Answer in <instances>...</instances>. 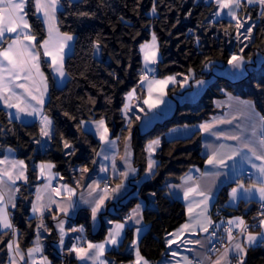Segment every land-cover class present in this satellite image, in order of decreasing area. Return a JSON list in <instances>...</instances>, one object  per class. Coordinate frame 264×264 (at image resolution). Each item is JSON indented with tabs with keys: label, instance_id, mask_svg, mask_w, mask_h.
Segmentation results:
<instances>
[{
	"label": "trees",
	"instance_id": "1",
	"mask_svg": "<svg viewBox=\"0 0 264 264\" xmlns=\"http://www.w3.org/2000/svg\"><path fill=\"white\" fill-rule=\"evenodd\" d=\"M153 3L154 0H87V3L80 4L65 2L64 8L58 11V26L61 31L74 35V46L65 61L68 79L61 87L54 84L47 63L42 61L50 84L44 113L54 123L51 141L45 149L39 146L40 125L37 121L20 123L10 120L0 108V153L6 147L14 148L17 156L24 160L27 170V182L19 185L15 207L11 212V221L18 231L19 245L23 249L31 246L36 237V220L30 213L33 192L39 183L36 164L53 162L58 174L66 180L71 178L77 167L92 168L100 143L92 133L80 126L81 121L92 117L103 118L113 136L126 135L122 107L125 94L140 82V45L144 41L149 40L153 33L158 38V76L183 73L192 80L203 79L211 74L212 66L225 65L231 55L237 53L235 24L227 19H215L216 6L213 2L155 0L157 12L152 14ZM26 11L37 42L42 41L45 31L41 19L33 14V6L27 7ZM81 11L94 15L81 17L78 14ZM245 14L251 17L250 23L255 27L242 55L253 57L259 52L264 56V16H261L258 5H244L239 15L242 17ZM96 40L101 44L99 57L93 48ZM176 87H170L169 92L177 90ZM226 93L253 101L256 109L264 115V67L250 72L238 82L217 76L196 103H178L171 116L146 132H138L137 121L133 117L132 146L136 166L140 171L144 169L145 144L159 136L162 139L156 154L158 164L152 179L140 184L136 195L120 205L111 214V219H122L138 199L147 200L149 193H155L151 199L156 216L162 218L170 214L172 201L167 194L166 184L177 182L190 166H202L205 156L199 131L188 137L170 139L165 137V133L171 127L192 125L209 118L216 112L214 100L224 97ZM139 94L142 95V92L139 91ZM65 140L72 145L71 149L63 147ZM70 151L72 155L67 154ZM228 187H222L215 203L226 205ZM255 205L231 208V215L243 214L247 217L255 211ZM179 216L180 211L176 213V218ZM74 221L84 223L91 240L103 238L108 228L103 221L98 232L91 234L90 217L86 210L81 211ZM47 222L52 228L49 217ZM250 230L258 231L259 227L251 226ZM11 236V232L0 233V264L7 262L6 245ZM151 238L150 232L143 234L139 251L148 260H158L163 255V248L155 245ZM131 239L132 231L127 230L121 247L124 248ZM56 240L54 231L45 240L44 254L51 264H74L73 259L56 251L53 247ZM245 264H264V246L249 248Z\"/></svg>",
	"mask_w": 264,
	"mask_h": 264
},
{
	"label": "snow or ice",
	"instance_id": "2",
	"mask_svg": "<svg viewBox=\"0 0 264 264\" xmlns=\"http://www.w3.org/2000/svg\"><path fill=\"white\" fill-rule=\"evenodd\" d=\"M65 2L67 4H80L87 3V0H0V42L7 43V47H4L3 43H0V101H3L6 108L15 109L14 119L16 120H21L24 116L38 117L41 125L40 133L42 136L48 138L52 136V121L47 115L43 114L44 97L47 93L48 85L47 77L41 71V55L51 58L50 66L53 72L63 81L68 75L65 69V49L70 48L69 42L74 39L73 35L67 32H61L57 25V12L64 8ZM245 3L247 5H258L261 16H264V0H215V4L218 8L215 15L219 16L222 12L227 10V16L236 21L235 28L237 30V40H239L241 35L240 29L245 28V23H247V21L244 23L241 22L237 16V10L244 7ZM29 6L35 8V13L33 14L42 15L43 22L47 26V38L39 42H37V36L32 31V26L27 18L28 12L26 8ZM156 12L157 7L154 0L151 13L155 14ZM78 14L81 17L94 15V13L85 11H81ZM248 19H251V17L249 16ZM121 20H123V17H121ZM254 27L255 25L245 28V39H251ZM9 34L15 35L10 38ZM246 46L247 45H245V47ZM100 47L101 44L99 40L93 42V48L96 53H99ZM41 48L43 49V53L39 51ZM140 52L142 53L144 64L143 68L140 70V81L142 84L144 82L148 84V98L144 100V104L148 105V108L151 110L158 107V105L163 102L159 98L155 100L152 99L153 86L157 87L162 96L164 94L163 87L168 83H176L177 81L175 76L156 79L155 76L152 75L156 70L153 66L160 60L159 44L155 33L152 34L150 42H145L140 45ZM240 52L243 53V48L240 49ZM228 64L242 74L245 66V57L233 53L228 59ZM189 78V76H185L183 83H187ZM196 83L203 84L204 81L197 80ZM181 86H183V84H181ZM257 86L259 87V85ZM17 89H22L23 91L18 92ZM134 96L135 89L127 94L126 99L130 100ZM229 99H235L238 104L244 106L249 123L244 128L237 125L236 127L240 129V131L234 133L213 131V129L216 124H231L233 120L236 119L235 116H233L232 119H216L212 123H204L199 126L202 131L212 132V135L216 136L218 139L223 137L226 140L237 142L235 146L220 144L218 147L213 148L206 163L211 165L214 169H217V171L204 172L201 173V176H211L215 178L224 174L220 172L219 169L231 167L235 170V163L229 166L227 161L235 160L236 157H240L242 161L250 163L252 168L257 170L260 182L257 183L254 181L247 186L238 182L237 186L231 189L230 201L235 202L238 199L250 200L253 198L254 194H258L260 201L264 202V115L256 111L253 101H243L238 97L233 98L231 96ZM229 106L231 107V105ZM122 111L127 115V112L130 111V105L125 103ZM136 119H140V117L137 116ZM84 123L85 122L81 121L80 126L83 127ZM88 123L94 125L95 133L99 136L101 142L108 145L115 143V141L109 139V128L106 126L103 118ZM130 138L131 133L129 132V137L126 139L125 155L121 158L125 161L126 170L120 172V176L124 179L128 177L129 173H134L136 171L129 161L130 152L128 151L127 142ZM159 144L160 140L157 138L150 141L147 145L149 158L146 172L148 174H154L153 168L156 166V161L152 159V155ZM63 147L65 149H71L72 145L65 140ZM8 151L11 152L13 150L8 149ZM67 154L72 155L73 153L70 151ZM104 158L108 159V156L105 155ZM253 158L256 161H260V164L254 163ZM4 164H9L11 167L0 168V229L10 230L12 235L15 236L17 230L9 218L7 204L10 203L12 207H15L13 203L14 193L19 191V189L14 188V185L17 180H26V166L23 160H9L7 156H5L3 160H0V165ZM54 167L55 165L50 162L47 164L42 163L40 165L41 175L45 174V169L50 171ZM113 169L115 170L114 157ZM102 170L106 171V169ZM81 171L87 172L88 169L83 168ZM184 179L187 185L183 186L184 199L189 200L190 197H198L199 199L195 200L194 203H189L188 214L190 223H185L177 232L169 234L173 237L167 241L169 245L180 241V238L185 232H192L195 234L198 229L201 232L207 233L209 228L213 226V221L207 214L208 206L212 199V187H202L200 183L194 180L190 175H186ZM188 182L191 183L188 184ZM214 182L215 180L213 179V184ZM48 187H50V180L49 183L45 185V188ZM123 187L124 184L122 179L114 188L109 189V187L105 185L103 194L98 197H93V192L96 188H99V184L93 182V184L88 186V195L92 198H85L84 195L81 194L80 202L90 205L91 217L95 220L97 213L103 206L104 201L109 197V194L115 196ZM63 189L68 195L65 197V203L59 205V210L67 215L70 209L78 207L79 202L73 201L72 199L75 189L68 185H63ZM5 190H7L8 193L7 203H5ZM53 191L57 190L53 189ZM57 194L60 193L57 192ZM152 195H155V193H152ZM40 200L41 197L38 195V203L33 204L32 211L33 213L41 214V221L37 225V229L44 228L47 230L42 218L43 210L47 205L39 203ZM50 202L55 203V201ZM139 207L138 205L137 209L133 210L134 216L129 217V219L135 218L137 224H140ZM195 209L200 210L197 212ZM260 216L261 218L258 222L259 231L255 232L250 230V226L241 217L228 220V227L224 229L227 233V244L224 245L222 249H212V251L216 252L215 259H212L210 256H202L199 261L194 262L192 259L185 256L183 257L184 264H233V261H235V264H245V257L249 248L253 246H264V212H261ZM233 226L239 230L238 235L234 234ZM57 228L60 233L59 244L63 246L65 235L63 220L58 221ZM123 228L124 224H116L115 228L108 232L103 242H88L86 247L73 244L71 248L68 249V252L75 253L77 260L82 262L91 261V264H106V261L101 259L106 251V246H116L120 243L119 238ZM83 230V226L71 229L73 232L81 233ZM140 231L141 229L137 228L138 234ZM3 234H7V232ZM213 235H215V233H213ZM240 237H243V240H241ZM78 239H83V237H79ZM184 243L204 247V244L200 240H189L184 241ZM133 245H136L135 241H133ZM6 247L10 254L9 264H19V261H25V254L21 251L18 242L10 240ZM41 252L42 246L38 235L35 245L27 250L28 259L25 261V264H29V262L30 264H48L47 257L42 256L40 260L35 259V254ZM172 255L175 256L176 253L173 252ZM133 264H148V261L141 256L138 248L136 251V259ZM177 264H179V262H177Z\"/></svg>",
	"mask_w": 264,
	"mask_h": 264
},
{
	"label": "crops",
	"instance_id": "3",
	"mask_svg": "<svg viewBox=\"0 0 264 264\" xmlns=\"http://www.w3.org/2000/svg\"><path fill=\"white\" fill-rule=\"evenodd\" d=\"M204 1L206 2L210 1L215 4V0H204ZM245 5L251 6V5H247L246 3ZM215 6H216V12H217L218 11L217 5L215 4ZM240 9L237 10V16L241 20V22L244 23L246 20H249L248 15L245 14L242 17H240L239 15ZM34 11H35V8H34ZM226 11L227 10L222 12L219 16L215 15V19H227V20L234 22L235 24L236 21L228 17L226 14ZM36 15L42 21L44 31H45V37H44L45 39L47 38V26L43 22L42 15L40 14H36ZM57 25H58V15H57ZM14 35L15 34H9L10 38ZM9 42H10V39H9ZM0 43H3V42H0ZM69 44H70V48L65 49V53H66L65 61H66L67 56L73 51L74 39L70 41ZM3 46L7 47V43H4ZM246 47H245V44H242V45L238 44V50L236 54L242 55V53L240 52V49L243 48L244 50ZM39 51L43 53L42 48L39 49ZM142 59H143V56H142ZM43 60L47 63V66L53 78L54 84L58 87L63 86L68 79V75L66 76V78H64L63 81H61V79L58 76H56V74L53 72L52 67L50 66L51 58L44 57L43 55H41V71L44 73L46 77H47V74L44 71L43 64H42ZM262 67H264V56H262L261 53L259 52H256L253 57H245V66L242 71V74H240L238 70L233 69L232 66L228 64V62L225 65L217 64V65L212 66L211 74L208 77L203 78V79H198V80L204 81L203 84H197L196 83L197 80L195 81L193 80L191 88L187 90L188 82L185 83V85L183 86L184 95L177 97L176 104L174 105L172 103L170 108L160 115L159 119H157L156 121H153V123H151L150 125H145L143 121H138L136 119L138 132H141V133L146 132L150 128H152L156 123H159L161 120L165 119L166 117L171 116L175 112V109L178 103L183 104V103L197 102L200 99L203 92L205 91V89L207 88V86H209L212 82H214L217 76H223L232 82H238L246 78L250 72L254 70L256 71L261 70ZM142 68H143V64H142ZM47 85H48V89L44 97L45 102L43 105L44 115H46L44 113V106L48 99L49 88H50L48 77H47ZM141 85L143 86L145 84L141 83ZM136 87H137L136 88L137 92H139V89H138L139 84ZM17 91L22 92L23 90L17 89ZM230 96L233 98L238 97L240 100H243V101L249 100L246 98H242L240 96L226 93L224 97L214 100L216 112L212 114L209 118L201 122H198L196 124H192V125L174 126L166 131L165 137L169 139L177 138V137H188L192 135L194 132L199 131L201 134L202 152L205 156V161L202 166H197V165L190 166L185 172L182 173V175H180L177 182H169L166 184L167 194L172 201V208H171L170 214L162 218H158L156 216V209L151 199L152 193H149L147 195L148 196L147 200L140 198L136 201V203L128 210L127 216L124 215L123 218L120 220L111 219V214L115 213L117 209L120 208V205L124 204L129 197L136 195L137 187L140 184L151 180L152 177L154 176L156 167L158 164L156 154L160 147L162 138L158 136L146 142L145 144V152H146L145 167L142 171H140L134 161V150L132 146V138H133V133H134V128L132 126V122H133L132 119L134 117L133 114H129V111H128L127 115H125V113L122 111V115L125 119L126 126H127V133L124 137L113 136L109 130V139L115 141V143L111 145L104 144L103 142H101L99 139V136L95 133L94 125L88 123L90 121H95L99 119L91 118V119L83 120V122L85 123L82 129L84 131L92 133L98 139L100 143L98 151L94 159L93 167L87 168L88 169L87 172L81 171V169L85 167H77L75 170V173L71 176V178L69 180H66L58 174L55 167L52 168L50 171L48 169H45V174L41 175L40 165L42 163L47 164L49 162L54 164L53 162L42 161L36 164L39 183L36 185L34 189L33 197H32L31 204H30V213L36 220V237L32 245L27 248L23 249L19 245L21 251L25 254V261H27L28 259L27 250L35 245L38 235H39L40 243L42 246V252L36 253L35 259L40 260L42 256L47 257L44 254L45 240L47 236L51 233V231H54L56 233L57 240L53 243V247L56 249L58 253L66 256V258L68 259H73L74 264H91V261L82 262V261L77 260L75 253H69L68 249L71 248V246L73 244H76L77 242H81L79 246H83V247H86L88 242L101 243L107 237L108 232L114 229L116 224H121V223L124 224V228L119 238L120 243L116 246L107 245L104 256L101 257V259L106 261V264H133V262L136 259L137 248L139 250V247H138L139 241L141 237L143 236V234L146 232L151 233L152 235L151 241L155 245H159L163 248V255L158 260H148L140 253L141 256L144 257V259L148 261V264H177V262H179V264H184L183 257L185 256L189 257V259H192L194 262L199 261L202 258V256H210L212 259H215L216 253L210 254L208 251V232L207 233L201 232L197 229L195 234H193L192 232H185L180 238V241H178L177 243H173L172 245H169L167 241L173 238L169 234L177 232V230L180 229V227L184 225L185 223H190L189 214H188L189 203H194L195 200L199 199L198 197H190L189 200L184 199L183 186H187L185 183V179H184L186 175L192 176L193 179L198 181L202 187H207V186L212 187V199L209 203L208 213H207L209 217H210L211 208L214 205L219 195L220 190L222 189V187L227 186V185H229V187H228L227 197L225 201L226 206L230 208H238L239 206H242L244 204L261 203L258 194H254L253 198L250 200L238 199L235 202L230 201L231 189L236 187L238 182L245 184V186H247L248 184L254 181L257 183L260 182L258 179L259 174L257 173V170L252 168L250 163L246 161H242L240 157H236L235 160L227 161V164L229 166L235 163V166H236L235 170H233L231 167L219 169V171L224 174L220 175L219 177H215V178L211 176H208V177L201 176V173H204V172L217 171V169H214L211 165H208L206 163L207 158L211 154L213 148L218 147L220 144L235 146L237 142L232 141V140H226L223 137L218 139L216 136L212 135V132L202 131L199 126L204 123H212L216 119H232V117L235 116L236 119H234L231 124H216L215 128L213 129V131L234 133V132L240 131V129L236 127L237 125H240L241 128H244L249 123V120L247 119V115H246V109L244 108V106L238 104L235 99L230 100L229 99ZM229 105H231V107ZM0 108H2L6 112L10 120L17 121L20 123H31V122L37 121L40 125V120L38 117L34 118V117L24 116L22 117L21 120L14 119L15 109L6 108L3 101H0ZM256 111L260 113L257 109ZM130 112L131 113L134 112V114H138V111L136 109H131ZM49 119L52 121V135H53L54 123L51 117H49ZM129 132L131 133V138L127 142L128 151L130 152L129 161L132 167L136 169V171L134 173H129L128 177L124 179L120 176V172L126 170L125 161L121 158L124 157L125 155L126 139L129 137ZM157 138L160 140V144L158 147H156L155 152L152 155V159L156 161V166L153 168L154 174H148L146 172L147 165H148V158H149V154L147 151V145L149 144L150 141L155 140ZM49 140L50 138L42 136L41 133L39 132V146L42 149H45L48 146V144L50 143ZM8 149H12L13 151L9 152ZM105 155L108 156V159L104 158ZM5 156H7L9 160H22L17 156L16 150L12 147H6L1 151L0 160H3ZM113 157L115 158V170L113 169ZM253 162L258 165L260 164V161H256L254 158H253ZM10 167L11 165L9 164L0 165V168H10ZM102 169H106V171ZM245 174H248V177H246ZM25 176H26V180L25 179L17 180L16 184L14 185V188H19L20 184H25L27 182V170L26 169H25ZM104 179H109L110 181L109 189L114 188L116 184L121 182L122 179H123L124 187L115 196L109 194V197L104 201L103 206L101 207L100 211L97 213L96 219L93 220L91 217L90 205L80 202V197H81V194H83L85 198H88V199L92 198V197H89L88 195V186L93 184V182H96L97 184H99V188H96L95 191L93 192V197H98L99 195H102L103 190L100 189V185L102 184V181ZM213 179L215 180L214 184H213ZM49 180H50V187L45 188V185L49 183ZM190 183L191 182H188V184ZM53 184H58L57 191H53L52 189ZM63 185H68L69 187L75 189V193L72 196V199L73 201L79 202L78 207L74 209H70L67 215H65L59 210V205L65 203V197H67L68 195V193L63 189ZM17 192L18 191L14 193V200H13L14 204L16 202ZM57 192H59L60 194H57ZM38 195L41 197V200L39 201V203L47 205V207L43 210V213H42L43 223L47 230H45L44 228H41L39 230L37 229V225L41 221V214L33 213L32 211L33 204L38 203L37 201ZM7 201H8V193H7V190H5V203H7ZM50 201H55V203H52ZM138 205L140 206L138 210L140 224L136 223L135 218L129 219L130 216H134L133 210L137 209ZM13 209L14 207H12L10 203L7 204V211L9 212L10 220H11V212ZM83 210L88 211V214L90 217L89 225H90L91 234L94 235L98 232V230L100 229L101 223L103 221L107 223L108 228H107L106 234L100 240H91L89 236L87 235V231H86L84 223H76L74 221L76 217L78 216V214ZM199 210L200 209H195V211L197 212ZM178 211H180V216L176 218V213ZM48 217L52 222V228H50V226L48 225V222H47ZM237 217L243 218L242 215L235 214V215L229 216V218H227V221L231 219H235ZM59 220L64 221L65 235H64V245L63 246L59 244L60 233H59V229L57 228V224ZM81 226H83V229H84L82 233L71 231L72 228H80ZM137 228L141 229L139 234L137 233ZM127 230L132 231V239L127 243V245L124 248H122L121 245H122V242L124 240L125 233ZM5 232H11V231L0 229V233H5ZM233 232L236 235L239 234V230L236 229L235 226H233ZM79 237H83V239H78ZM240 239L243 240V237H240ZM10 240H15L16 242L19 243L18 231H16L15 236L13 235L11 236ZM189 240L191 241L200 240L204 244V247H201L200 245L184 243V241H189ZM133 241L136 242L135 246L133 245ZM173 252L176 253L175 256L172 255ZM198 254H201V255H198ZM9 258H10V254L8 252L6 264H9ZM17 260L19 261L18 257H17ZM25 261H19V264H25ZM47 262L48 264H51L50 259L48 257H47ZM233 264H235V261H233Z\"/></svg>",
	"mask_w": 264,
	"mask_h": 264
},
{
	"label": "rangeland",
	"instance_id": "4",
	"mask_svg": "<svg viewBox=\"0 0 264 264\" xmlns=\"http://www.w3.org/2000/svg\"><path fill=\"white\" fill-rule=\"evenodd\" d=\"M247 23H245V28L246 27H249V26H252L253 24L250 23V20H246ZM245 28H241L240 29V38L239 40H237V38L235 39L236 43H238L239 45H242V44H245L247 45L248 44V41L249 39H245ZM157 37V36H156ZM237 37V35H236ZM151 38H152V35L150 37L149 40H146L144 41L143 43L145 42H150L151 41ZM157 41H158V38H157ZM142 43V44H143ZM95 55L97 57L100 56V51L99 53H96L95 52ZM142 59V58H141ZM143 60V59H142ZM143 62V61H142ZM143 64V63H142ZM144 66V64H143ZM153 67H155V73L153 74L155 76L156 79H164L168 76H175L176 77V83H168L166 86L163 87V95L161 96L160 95V92L159 90L157 89L156 86H153V95H152V99H161L163 102L160 103L158 105V107L156 108H153V109H149L148 108V105L144 104V100L148 98V84L147 82H144L143 84L145 85H141V82H139V91L142 92V95L139 94V92H137V87H133L132 89H130L126 94H125V99H124V104L125 103H128L130 105V111L131 109H136L138 111V114H134L131 113L129 111V114H133L134 117L136 118L137 116L140 117V119H137L138 121H143V123L145 125H150L151 123H153V121H156L157 119H159L160 115L165 112L166 110H168L170 108V106L172 105V103L175 105L176 104V99L177 97H180L182 95H184V88L183 86L185 85V83H183L184 81V77L187 76L186 74H183V73H174V74H168V75H164V76H158L156 73H157V64L154 65ZM190 77V76H189ZM195 81V80H194ZM187 90H189L191 88V85H192V78L190 77V79H188L187 81ZM181 84H183V86H181ZM174 87V86H177L175 89L174 92L170 93L169 92V88L170 87ZM190 86V87H189ZM179 88V89H178ZM133 89H135V96L128 100L126 99L127 97V94L130 93ZM141 95V96H140ZM196 103V102H195ZM123 104V106H124ZM123 109V107H122ZM143 109V110H142ZM124 112V111H123ZM133 123V122H132ZM52 138V137H51ZM51 138L49 140V142L51 141Z\"/></svg>",
	"mask_w": 264,
	"mask_h": 264
},
{
	"label": "built area",
	"instance_id": "5",
	"mask_svg": "<svg viewBox=\"0 0 264 264\" xmlns=\"http://www.w3.org/2000/svg\"><path fill=\"white\" fill-rule=\"evenodd\" d=\"M153 75V74H152ZM248 177V174H245ZM107 185L110 186L109 179H104L102 184L100 185V189ZM52 189H58V184H53ZM255 211L249 214L247 217L243 216L246 223L253 227H259V219L261 218L260 213L264 212V202L256 203ZM232 209L226 205L214 203L210 211V217L213 221V226L209 228L208 231V251L210 254H215V251L212 249H222L224 245L227 244V233L224 231L225 228L228 227L227 218L231 216ZM247 211V209L245 208ZM128 215V212L125 213V216ZM215 233V235H213ZM81 242H77L76 244L80 245Z\"/></svg>",
	"mask_w": 264,
	"mask_h": 264
},
{
	"label": "bare ground",
	"instance_id": "6",
	"mask_svg": "<svg viewBox=\"0 0 264 264\" xmlns=\"http://www.w3.org/2000/svg\"><path fill=\"white\" fill-rule=\"evenodd\" d=\"M240 215H242V214H240Z\"/></svg>",
	"mask_w": 264,
	"mask_h": 264
},
{
	"label": "water",
	"instance_id": "7",
	"mask_svg": "<svg viewBox=\"0 0 264 264\" xmlns=\"http://www.w3.org/2000/svg\"><path fill=\"white\" fill-rule=\"evenodd\" d=\"M92 118H94V117H92Z\"/></svg>",
	"mask_w": 264,
	"mask_h": 264
}]
</instances>
